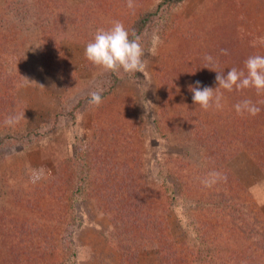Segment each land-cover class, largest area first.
<instances>
[{"label":"rangeland","instance_id":"374dc122","mask_svg":"<svg viewBox=\"0 0 264 264\" xmlns=\"http://www.w3.org/2000/svg\"><path fill=\"white\" fill-rule=\"evenodd\" d=\"M162 1L0 0V264H162L157 218L176 264H264V93L221 89L204 110L189 91L218 87L205 55L225 74L264 55V0ZM147 12L144 74L85 58L98 28L131 34ZM246 99L257 115L237 114ZM211 173L227 180L205 186ZM140 197L141 229L113 227L105 204Z\"/></svg>","mask_w":264,"mask_h":264},{"label":"clouds","instance_id":"9594fccd","mask_svg":"<svg viewBox=\"0 0 264 264\" xmlns=\"http://www.w3.org/2000/svg\"><path fill=\"white\" fill-rule=\"evenodd\" d=\"M126 6L129 9L134 8L133 0H127ZM260 43L264 44V38L260 40ZM220 51L223 55L228 54L227 49ZM152 54H155V46ZM84 55L93 65L111 73L122 71L125 74H136L137 72L144 74L146 68L143 59L145 51L140 37L133 32L130 38L129 31L120 21H113L108 28H98L94 38L86 44ZM203 59L204 67L217 73L215 79L218 87L215 89L208 86L201 87L200 81H196L195 85H189V91L193 94V102L202 109L208 110L213 107L217 110L223 109L224 96L221 89L231 92L234 89L254 88L257 94L264 93V55H251L245 60L243 70L231 68L226 74L218 69L217 61L213 56L205 55ZM102 94V88L91 91L89 103L99 106L102 103ZM234 108L239 115L247 113L255 116L260 112V107L247 99L238 102ZM22 118L24 114L9 116L5 118L4 123L11 126ZM210 177V180H204L205 186L219 179L227 180V177L221 176L220 173H211Z\"/></svg>","mask_w":264,"mask_h":264},{"label":"trees","instance_id":"16d2710c","mask_svg":"<svg viewBox=\"0 0 264 264\" xmlns=\"http://www.w3.org/2000/svg\"><path fill=\"white\" fill-rule=\"evenodd\" d=\"M181 2L182 0H163L159 4L158 8L162 7L164 4H167L170 7L172 5L179 4ZM151 18H152V13L150 12L141 14L133 26V32L136 35L141 33L146 28V25L149 23ZM133 32H131L130 38ZM79 155L80 154H78L77 156ZM120 182L121 184L117 187L116 190L117 192L123 190L127 185L125 179L121 180ZM135 188L136 187L130 190L131 192H134L132 195H136V194L139 195V193H136L137 190ZM141 198L142 200H140V202L138 203L139 207H137L135 204H131V206L130 205L126 206L124 204H120L118 206L116 204L117 206L116 205L114 206L115 210H112L113 206L110 203V201L109 203L107 202L105 205L108 207V211L110 212L109 214L110 220L111 222H113L112 226L120 227L127 231V229L132 228V225L134 224L136 225L137 230L141 229L142 225L144 224V222L142 221V215L144 214V211L146 212L145 207H141L144 204L143 197H140V199ZM157 222L158 223L154 224L157 227V230L154 229L151 232V235L155 237V240H153V244L158 249L160 255H162V259H161L162 264H176L175 257L177 255V249L174 247V244L170 239L168 224L162 221L160 218H157ZM121 256L125 259L126 263H128L126 260L128 259V257L125 251L122 250ZM223 256L218 257L216 254L215 257L217 259L214 258V262H217V264H233L232 261L229 259L230 256L228 255L227 256L223 255Z\"/></svg>","mask_w":264,"mask_h":264}]
</instances>
